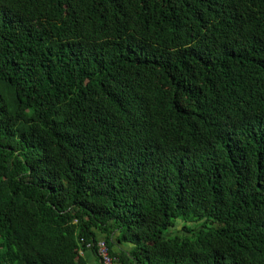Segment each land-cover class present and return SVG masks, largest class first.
Segmentation results:
<instances>
[{
  "label": "trees",
  "instance_id": "obj_1",
  "mask_svg": "<svg viewBox=\"0 0 264 264\" xmlns=\"http://www.w3.org/2000/svg\"><path fill=\"white\" fill-rule=\"evenodd\" d=\"M101 240L264 264V0H0V264Z\"/></svg>",
  "mask_w": 264,
  "mask_h": 264
},
{
  "label": "built area",
  "instance_id": "obj_2",
  "mask_svg": "<svg viewBox=\"0 0 264 264\" xmlns=\"http://www.w3.org/2000/svg\"><path fill=\"white\" fill-rule=\"evenodd\" d=\"M94 247L93 244H88L87 249L91 250ZM97 255L99 257L100 264H114V258L110 255L109 248L105 241H99L96 244ZM83 255L84 251L80 252Z\"/></svg>",
  "mask_w": 264,
  "mask_h": 264
},
{
  "label": "crops",
  "instance_id": "obj_3",
  "mask_svg": "<svg viewBox=\"0 0 264 264\" xmlns=\"http://www.w3.org/2000/svg\"><path fill=\"white\" fill-rule=\"evenodd\" d=\"M132 245L129 243H123V244H115L114 249L116 251H129L132 249ZM84 259L87 261V264H100L99 260L97 259L96 255L92 251H86L83 253ZM132 264V263H129ZM135 264V263H134Z\"/></svg>",
  "mask_w": 264,
  "mask_h": 264
},
{
  "label": "rangeland",
  "instance_id": "obj_4",
  "mask_svg": "<svg viewBox=\"0 0 264 264\" xmlns=\"http://www.w3.org/2000/svg\"><path fill=\"white\" fill-rule=\"evenodd\" d=\"M183 224H184V222H182L181 220H178V221H176L175 222V227L172 229H170L169 231H168V234H167V237H171V236H176V235H180V236H184V235H188V234H186V233H183L182 231H181V227H183ZM194 225V224H193ZM193 225H191V226H193ZM181 226V227H180ZM171 233H173L174 235H171ZM188 238H190V239H195L194 238V236H187Z\"/></svg>",
  "mask_w": 264,
  "mask_h": 264
}]
</instances>
